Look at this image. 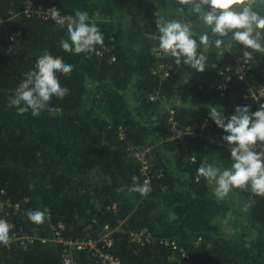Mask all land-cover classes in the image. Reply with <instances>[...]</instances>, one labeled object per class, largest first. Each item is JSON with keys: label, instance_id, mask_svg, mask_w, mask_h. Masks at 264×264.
Instances as JSON below:
<instances>
[{"label": "trees", "instance_id": "trees-1", "mask_svg": "<svg viewBox=\"0 0 264 264\" xmlns=\"http://www.w3.org/2000/svg\"><path fill=\"white\" fill-rule=\"evenodd\" d=\"M35 1L65 21L87 12L104 39L92 52L64 53L66 23L26 15L23 0H0V199L18 204L0 218L13 224L9 238L12 231L35 237L0 245V264H62V245L52 240L51 226L58 222L64 239L97 238L103 225H119L108 250L124 263L169 264L172 250L158 242L169 238L188 251L189 264H264V195L246 186L217 199L197 173L205 164L223 171L233 163L222 130L209 118L210 105L231 115L237 105L254 112L264 104L242 96L247 83L235 72L242 46L225 37L217 49L220 37L211 35L190 3L177 0ZM254 10L264 15V0H256ZM160 18L189 24L198 53L207 58L204 72L157 54ZM206 32L207 48L199 44ZM45 54L72 66L57 76L69 91L53 98L38 119L20 116L9 98ZM248 62V83H264V53L252 52ZM227 75L229 85L221 91ZM170 108L178 123L192 124L197 133L175 136ZM137 150L149 162L147 173ZM133 176L139 184L148 178L147 195L129 190ZM34 211L44 213L43 222L28 219ZM141 228L156 241L131 242L128 230ZM43 237L48 240L41 242ZM73 259L103 264L88 250L74 251Z\"/></svg>", "mask_w": 264, "mask_h": 264}, {"label": "clouds", "instance_id": "clouds-1", "mask_svg": "<svg viewBox=\"0 0 264 264\" xmlns=\"http://www.w3.org/2000/svg\"><path fill=\"white\" fill-rule=\"evenodd\" d=\"M178 4H191V11L199 14L203 25L210 30L217 49L224 45L225 37L230 43L242 46V56L250 60L252 52L264 53V15L254 10L256 0H177ZM58 19V14L53 15ZM61 26L67 24V40L62 42L64 53H89L97 45H103V34L96 24L89 22V15L77 11L74 18L60 20ZM158 30L157 50L175 58V63L182 62L197 72L205 71L206 56L198 53V42L189 24L180 20L156 21ZM199 44L205 48L210 46L209 34L199 36ZM251 50V51H249ZM72 66L60 59L45 54L34 69L25 74V79L15 95L9 98V107H14L20 116L31 114L38 119L48 109L53 98H63L68 93L57 79L58 74H69ZM211 121L222 130L221 140L229 146L233 161L230 168L221 171L218 167L205 164L198 168V178H205L214 184V195L224 199L234 188L250 186L253 193L264 195V104L256 111L248 105H237L231 115H225L216 106L208 109ZM138 178L132 177L130 191L147 195L150 191L146 180L139 184ZM44 213H29L32 222H43ZM10 226L0 220V245L9 244Z\"/></svg>", "mask_w": 264, "mask_h": 264}, {"label": "built area", "instance_id": "built-area-1", "mask_svg": "<svg viewBox=\"0 0 264 264\" xmlns=\"http://www.w3.org/2000/svg\"><path fill=\"white\" fill-rule=\"evenodd\" d=\"M24 2V10L23 12L28 16H37L43 19H53L54 14H58L57 12L53 11L50 7H44L41 4H37L35 0H23ZM54 20V19H53ZM60 20H64L62 16L58 14V19L54 20L55 22L60 23ZM3 21L0 19V27L2 26ZM10 53H15L14 49H9ZM158 55L161 53L157 50L156 51ZM159 68H162V65H159ZM251 68V65L248 62V59L243 58L241 56H238L236 58V74L237 79L240 82L247 83L244 89L243 98L248 99L254 102H259L260 99H264V83L262 84H249L248 81L250 79V75L247 73L249 69ZM163 75H167V72ZM229 76L227 75L219 84V89L221 91H224L227 86L229 85ZM151 100H156L157 95L156 94H150ZM168 121L170 124V127L172 131L177 135H181L184 133H191L194 134L196 129L193 127L192 124H180L177 122V120L174 117V110L172 108L169 109V115H168ZM134 155L138 158V160L141 162V167L143 173H147L149 162L144 157V151L137 150L134 152ZM148 181V178H144V182ZM12 206L14 210L17 209L18 204H9L8 200L0 199V212H5L4 216H8V208ZM46 216H49L48 209L45 210ZM1 217L0 220H3L6 222L10 228L13 227V224L11 222H8L5 217ZM52 233L53 238L52 240L56 243H59L62 245V254H61V263L62 264H74L73 254L74 251H82V250H88L92 251L93 254H97L98 258L102 261L103 264H129L124 263L120 260L119 257L113 255L109 252L108 248L112 246L113 243V237L112 233L114 230L118 229L119 225L116 227H110L109 225L105 224L102 226L101 235L97 238L92 237L90 233L83 237L75 238V239H64L62 236V230L64 229L63 222H58L55 225H52ZM127 235L131 242L137 243L139 245H144L146 243L154 242L156 239L151 234V232L146 228H141L139 230H128ZM41 242H46L47 238H40ZM12 240L19 241V243H32L35 240L34 236H30L26 233H11V238H9V241ZM200 238L196 240V243ZM9 242V243H10ZM159 244H163L169 248H171L172 253L169 256L168 263L169 264H189V253L187 250H185L182 247L178 246V243L175 239H159ZM99 243H102L99 247ZM107 249V250H106Z\"/></svg>", "mask_w": 264, "mask_h": 264}, {"label": "rangeland", "instance_id": "rangeland-1", "mask_svg": "<svg viewBox=\"0 0 264 264\" xmlns=\"http://www.w3.org/2000/svg\"><path fill=\"white\" fill-rule=\"evenodd\" d=\"M214 187H215L214 184H212V189H213V190H214ZM242 204H243V203H242V200H240V201H239V206L241 207ZM243 210H244V209H243Z\"/></svg>", "mask_w": 264, "mask_h": 264}, {"label": "crops", "instance_id": "crops-1", "mask_svg": "<svg viewBox=\"0 0 264 264\" xmlns=\"http://www.w3.org/2000/svg\"><path fill=\"white\" fill-rule=\"evenodd\" d=\"M205 124V123H204ZM195 133H197V132H195ZM230 196V192H229V194H228V196L227 197H225V198H228Z\"/></svg>", "mask_w": 264, "mask_h": 264}]
</instances>
